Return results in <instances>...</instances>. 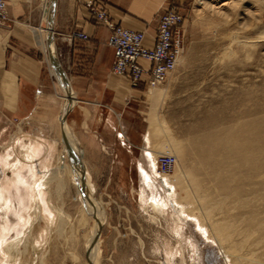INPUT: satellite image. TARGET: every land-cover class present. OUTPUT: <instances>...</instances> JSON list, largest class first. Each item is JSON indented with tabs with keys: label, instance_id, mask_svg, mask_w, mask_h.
Here are the masks:
<instances>
[{
	"label": "rangeland",
	"instance_id": "1",
	"mask_svg": "<svg viewBox=\"0 0 264 264\" xmlns=\"http://www.w3.org/2000/svg\"><path fill=\"white\" fill-rule=\"evenodd\" d=\"M172 5L183 14L180 60L163 85L147 88L141 82L132 86H141L143 97L134 102L141 112L135 111L131 120L142 122L145 138L148 95L152 93L160 125L151 146L159 152L157 159L161 154L175 158L172 169L159 166V170L172 179L179 178L182 187L187 185L188 194L182 189L180 195L184 203L190 202L192 210L209 208L207 223L227 224L230 243L226 246L232 245L229 250L233 255H252L253 264H264V0H184L182 4L169 2L167 9ZM55 19L56 13L52 22L55 55L69 79L68 59L61 47V34L54 27ZM43 34L40 28V45L32 38L31 54L53 96L55 117L49 133L57 137L59 129V137L56 143L36 139L42 129L35 133L20 118L3 116L0 111V129L6 128L0 155L18 138L37 142L39 151L38 160L16 169V181L8 184L3 183L6 169L0 164V262L6 257L4 248L11 243L17 264H228L216 243L208 241L193 220L173 219L176 204L161 178L150 180L155 188L145 186L134 169V161L143 157L139 144L132 146L133 154L115 144V161L119 163L107 161L92 170L95 187L88 177L84 154L80 159L85 171L73 170L72 159L66 156L62 176L50 178L45 194H40V215L32 213L34 176L41 171L49 178L50 170L58 166L56 157L66 139H62V121L57 123L65 92L50 73L42 48ZM67 123L80 141L70 125L69 112ZM116 125L119 127L117 119ZM137 133V129L127 131L136 138ZM213 143L218 146L211 147ZM47 149L49 154L42 155ZM209 157L216 169L207 163ZM79 182L85 193L78 188ZM151 190L168 204L164 215L156 217L145 203ZM87 195L94 203L86 200ZM30 218L34 222L29 231ZM239 242L234 248L233 243Z\"/></svg>",
	"mask_w": 264,
	"mask_h": 264
},
{
	"label": "crops",
	"instance_id": "2",
	"mask_svg": "<svg viewBox=\"0 0 264 264\" xmlns=\"http://www.w3.org/2000/svg\"><path fill=\"white\" fill-rule=\"evenodd\" d=\"M48 1L52 21L56 13L54 27L61 34V47L68 59L71 76L69 80L74 104L69 111V122L81 141V155L84 154L91 184L97 186L93 182L92 170L102 167L101 164L107 161L112 164L119 163L115 161L118 157L115 144L130 154H133L132 146L139 144L143 157L137 161L132 159L135 162L134 169L138 175L140 169L148 172L145 127L142 122L131 120L135 111L141 112L140 105L134 106V102L143 97V92L139 89L141 86L133 88L126 77L111 72L113 49L106 43L108 30L87 11L84 0ZM98 1L115 24L144 32V43L148 47L153 45L158 18L167 9L168 3H184V0ZM5 2L8 20L0 29V111L3 116L20 118L27 128L33 127L35 133L42 129L40 134L34 136L36 139L40 137L54 141L59 137V129L57 137L49 133L55 117L53 96L48 90V84L41 80L38 61L31 54L32 38L40 45L38 41L41 27L46 32L43 34L42 48L44 37L48 41V25L43 21V10L40 9L42 0ZM52 30L55 34V29ZM75 31L86 33L88 40L71 38V33ZM59 112L57 123L61 116ZM62 124L63 121L61 127ZM129 129L138 130L137 138L127 134ZM5 130V127H1L0 140L3 139ZM135 138L139 143L134 141ZM47 143L48 148L56 152L53 144ZM41 154H49L48 149Z\"/></svg>",
	"mask_w": 264,
	"mask_h": 264
},
{
	"label": "bare ground",
	"instance_id": "3",
	"mask_svg": "<svg viewBox=\"0 0 264 264\" xmlns=\"http://www.w3.org/2000/svg\"><path fill=\"white\" fill-rule=\"evenodd\" d=\"M40 9L43 10V21L45 22L46 25H48L47 26V39H48V41L46 40L45 37H44V41H43V49H44L46 56H47V64L49 66V70H50L51 75H53L56 78L59 88L65 92L64 96H63V98L65 100V105L63 107V111H62V114H61L59 119L63 121V124L61 127L62 139L64 137H66V139H65L64 144L62 145L61 151L59 152L58 156L56 157V161H57L58 166H56L54 169L50 170L49 178L46 177L47 176L46 173H42L41 171H37L38 174L36 173V175L34 176L33 183L31 184V188L35 192L34 193L35 197L34 198L32 197L33 201H32L30 208H31L32 213L35 216L40 215V212L42 210L43 205H42V202L40 200L41 199L40 194H42V195L45 194V192L47 190L48 180L50 178L56 179L59 176H62L63 171L67 167L66 162H65L66 156H68L72 159L71 162H72V166H73L72 169L74 168L73 170L81 171L82 169H84V171H85V168L83 165L84 163H83L82 159H80L81 158V145H80L81 142L78 140V138L75 136L72 129L68 125L67 117H66L67 113L73 108L74 95L72 93V89L70 86L69 79L67 78L65 73L61 72L60 62L57 61V59L55 57H53V55H55V52L57 50L54 38L52 39L48 35V29L50 28V26L53 22L52 21V14H51V6H50L49 1L48 0H42V4L40 5ZM42 30H44V32H45V28L44 29L42 28ZM52 32H53V30H52ZM53 36H54V33H53ZM145 39H146V36H145ZM145 39H144V42H145ZM181 53H182V49L179 53L177 61L175 62V68L171 73H169L167 80H169V77L175 71V69L178 65V62L180 60ZM116 75H118V74H116ZM118 76H121V75H118ZM164 83H166V82H163L162 84L153 85V86H147V88H156L158 86L163 85ZM164 94H165V92L161 95H164ZM151 95H152V93H151ZM151 95L150 96L148 95L149 109H148V115L146 117V121L148 122V126L146 128L147 134L145 136V140L147 143V145L145 147V153H146V156L148 158L149 172L150 173L144 172L143 170H141L139 168L140 169L139 170L140 179L142 181H144L145 186L147 188L149 187V188L153 189V187L155 188V184L153 183L154 181L151 182L150 180L152 178H154L153 180H156L157 178H161L164 181V185L166 187H169V195H170L171 199L173 200V202H175V204H176L177 214L176 215L174 214L173 219L178 221V220H182L183 217H186L187 219L193 220L195 225H196L197 230L200 233H202L208 241H212V242L216 243V245L218 246V248L222 252L224 259L228 262V264H237L238 262L241 264H243V263L253 264L255 262V258L251 257L252 255L250 257L238 255V254L233 255V253L229 250L230 248H232V245L231 246L229 245L228 247L226 246V245H228V242L230 240V235H229V233L226 232V230H228L226 227L227 224L221 225V224L215 223V222H211L210 224L207 223L206 221L208 218L207 216L209 213V208L207 206L202 207L199 209L198 212H195L194 210H192L190 207V204H189L190 202L185 201V203H184V199L180 195V191L182 189H183V191L186 190V193L188 192L187 188H186L187 185L185 188L182 187L179 178L178 179H176V178L172 179V178H170V175H167V173H165V172L163 173L159 170L158 159H157V155L159 152L153 150V146H151V143L153 141V138L156 139L158 137L156 126L160 125V124L157 123L158 113H156L157 111L155 112L154 98ZM153 111H154V117L151 116V114H153ZM158 128H159V126H158ZM211 142H213V140ZM216 145L218 146V144L213 143V144H211V147H214ZM7 147H6V149H7L6 152L4 154L0 155V164L3 166L4 169H6L5 178L3 180L4 184L5 183L8 184L9 182L16 181V173H15V172H17L16 169L22 168L24 165H26V162H28V161L29 162L32 161L35 163V161L38 160V152H39L37 149V147H38L37 142H33V141H29V140L23 141L21 138L14 140ZM206 161L208 164H210V166L212 168L215 167V165H214L215 161L213 162L212 157L207 158ZM32 162H30V163H32ZM74 164L76 165V167L74 166ZM40 165H42V164H40ZM40 165H39V167H41ZM174 165H175V158H174ZM43 168H44V166H43ZM215 169H216V167H215ZM29 170H31V169H29ZM83 176L86 177V174L82 173V177ZM17 178L20 179V177H18V176H17ZM31 178H33V177H31ZM59 184L61 185L60 182H59ZM16 185H17V183H16ZM60 185H58V186H60ZM77 186L79 189H82V191H84V193H85V189L81 186L80 182L77 184ZM12 187H13V185H12ZM221 189L222 190L224 189L223 185L221 186ZM151 192H152L151 197H148V199L145 200V203L152 209L153 215H156V217L164 215L166 207L168 204L163 199L159 200L156 197V195L153 193L152 190H151ZM86 193L89 194V192H86ZM5 196H7V194ZM86 197H88L86 200H88L91 203H94V201L91 200L89 195H87ZM46 201L48 202V200H46ZM4 210H6V209H4ZM4 217H5V215H4ZM33 222H34V218H30L26 229H28L30 231V228H31ZM1 230H2V228H1ZM230 233H231V231H230ZM249 237H250V235L248 236V238ZM246 240H247V238H246ZM18 241H17V243L15 242L16 245L18 244ZM240 243L241 242H239V244H235V245L233 243L234 248H236V246L240 245ZM243 243H245V242L243 241L242 244ZM10 244L11 243L7 244L6 247L4 248L3 252L5 253L6 257H1V262H0L1 264H17L16 262H17L18 258L15 255H12V252H11V249L14 246V244H13V246H11ZM251 245H253V244H251ZM243 246H245V245H243ZM247 247H249V246H247ZM244 248H246V247H244ZM90 249L93 251V247H91ZM251 250H252V248H251ZM254 253H255V251H254ZM256 263H257V261H256Z\"/></svg>",
	"mask_w": 264,
	"mask_h": 264
},
{
	"label": "built area",
	"instance_id": "4",
	"mask_svg": "<svg viewBox=\"0 0 264 264\" xmlns=\"http://www.w3.org/2000/svg\"><path fill=\"white\" fill-rule=\"evenodd\" d=\"M84 5L108 30L106 43L113 49L110 69L114 74L126 77L132 86L141 82L153 86L167 80L182 49L179 33L183 14L177 6L168 7L159 17L153 45L148 47L144 44V32L115 24L98 0H84ZM7 20L6 2L0 0V29ZM70 37L88 40V35L82 31H75ZM158 159L163 170L168 171L174 166V158L169 154H161Z\"/></svg>",
	"mask_w": 264,
	"mask_h": 264
},
{
	"label": "water",
	"instance_id": "5",
	"mask_svg": "<svg viewBox=\"0 0 264 264\" xmlns=\"http://www.w3.org/2000/svg\"><path fill=\"white\" fill-rule=\"evenodd\" d=\"M48 35H49V37H51L53 39L52 24H51L50 28L48 29ZM53 57H55L57 59L56 55H53ZM57 61H59V60L57 59ZM61 72L65 73V71L62 69H61Z\"/></svg>",
	"mask_w": 264,
	"mask_h": 264
}]
</instances>
